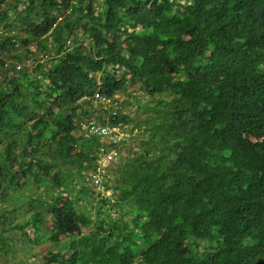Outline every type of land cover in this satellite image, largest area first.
I'll list each match as a JSON object with an SVG mask.
<instances>
[{
	"label": "trees",
	"instance_id": "obj_1",
	"mask_svg": "<svg viewBox=\"0 0 264 264\" xmlns=\"http://www.w3.org/2000/svg\"><path fill=\"white\" fill-rule=\"evenodd\" d=\"M128 88L146 115L124 153L79 123L98 91L122 130ZM7 198L0 250L20 231L54 246L41 264H264V0H0Z\"/></svg>",
	"mask_w": 264,
	"mask_h": 264
},
{
	"label": "rangeland",
	"instance_id": "obj_2",
	"mask_svg": "<svg viewBox=\"0 0 264 264\" xmlns=\"http://www.w3.org/2000/svg\"><path fill=\"white\" fill-rule=\"evenodd\" d=\"M117 98L122 103L121 111L124 115L129 117L128 123H126L122 130L119 131L118 138L123 139L119 145L123 149L124 153L127 152L129 147H136L139 138L143 133L142 121L145 118V112L139 108L138 103L143 102L146 98L145 94L139 91L128 88L126 92H120ZM93 106H99L98 109L94 108L89 120L103 118L102 109L100 103H94ZM96 120V121H97ZM134 137L136 139H134ZM137 140V141H136ZM124 143V144H122ZM127 147V148H126ZM118 155L112 158L109 153L103 155L99 161L100 167L97 170V175L103 176L101 180H107L110 178L112 181L113 173L111 172V167L113 165L112 159H116ZM105 168V173L104 172ZM107 171V172H106ZM91 183V182H90ZM91 186H93L91 184ZM36 187L42 188L41 185L37 186L36 183L28 181L22 188L23 194L25 196H34L36 194ZM94 187V186H93ZM96 190H100L101 188ZM110 190H106L108 195ZM15 205L10 198H7L5 202L0 204V211H9L12 206ZM10 217V222L14 223L17 221H23L26 217L27 212L20 210L15 213L8 212ZM7 240V245L3 250H0V264H41L42 255L48 249L54 248L48 241L44 240L40 243L33 244L29 242L25 237H23L20 231H10L3 233Z\"/></svg>",
	"mask_w": 264,
	"mask_h": 264
},
{
	"label": "built area",
	"instance_id": "obj_3",
	"mask_svg": "<svg viewBox=\"0 0 264 264\" xmlns=\"http://www.w3.org/2000/svg\"><path fill=\"white\" fill-rule=\"evenodd\" d=\"M15 67L16 69H19L21 68V64L17 63ZM84 98L91 99L94 103H100L102 108L108 107V105L110 104H112V107L114 108L118 106L116 101L111 100L110 97L101 95L98 91H95L93 95L85 96ZM104 117H107V115H105ZM79 127L80 129H82L83 131L87 133L97 134L102 137H107L111 139L112 143L116 144L118 147L120 145L118 144L120 140L118 138V134L120 131L119 126L103 125L102 123H99L98 121L93 119V120H87V121L80 122ZM117 152H118L117 148L113 147L112 149H109L108 153L112 158H114V156L117 155ZM99 179H100V176L96 174L94 177L95 183H98Z\"/></svg>",
	"mask_w": 264,
	"mask_h": 264
}]
</instances>
